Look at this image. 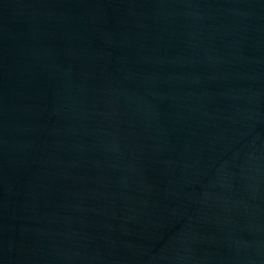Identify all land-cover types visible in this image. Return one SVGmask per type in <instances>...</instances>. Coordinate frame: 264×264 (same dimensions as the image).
<instances>
[{
	"label": "water",
	"instance_id": "obj_1",
	"mask_svg": "<svg viewBox=\"0 0 264 264\" xmlns=\"http://www.w3.org/2000/svg\"><path fill=\"white\" fill-rule=\"evenodd\" d=\"M0 264H264V0H0Z\"/></svg>",
	"mask_w": 264,
	"mask_h": 264
}]
</instances>
